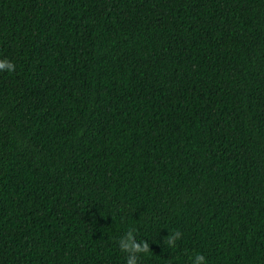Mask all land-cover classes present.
I'll list each match as a JSON object with an SVG mask.
<instances>
[{"label":"trees","instance_id":"1","mask_svg":"<svg viewBox=\"0 0 264 264\" xmlns=\"http://www.w3.org/2000/svg\"><path fill=\"white\" fill-rule=\"evenodd\" d=\"M0 62V264H264V0H0Z\"/></svg>","mask_w":264,"mask_h":264},{"label":"clouds","instance_id":"2","mask_svg":"<svg viewBox=\"0 0 264 264\" xmlns=\"http://www.w3.org/2000/svg\"><path fill=\"white\" fill-rule=\"evenodd\" d=\"M2 72L13 73V72H15V66L11 63L0 62V73H2ZM178 235L179 234H176L175 236H172L168 240L169 246L175 245V241L178 238ZM121 250L122 251H133V252H148L149 251L147 243L142 242V246L141 245H135L133 243V234L131 231L128 233V236H127V244H122ZM129 264H133V262L129 261ZM193 264H206V258L203 255L198 254L195 256V258L193 260Z\"/></svg>","mask_w":264,"mask_h":264}]
</instances>
